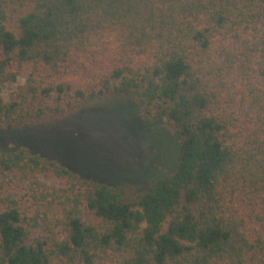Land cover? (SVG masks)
Returning a JSON list of instances; mask_svg holds the SVG:
<instances>
[{
  "label": "trees",
  "instance_id": "trees-1",
  "mask_svg": "<svg viewBox=\"0 0 264 264\" xmlns=\"http://www.w3.org/2000/svg\"><path fill=\"white\" fill-rule=\"evenodd\" d=\"M119 96L174 169L133 192L0 151V264H264V0H0V129Z\"/></svg>",
  "mask_w": 264,
  "mask_h": 264
},
{
  "label": "rangeland",
  "instance_id": "rangeland-1",
  "mask_svg": "<svg viewBox=\"0 0 264 264\" xmlns=\"http://www.w3.org/2000/svg\"><path fill=\"white\" fill-rule=\"evenodd\" d=\"M18 78L17 83L24 82ZM16 86L7 83L4 99ZM26 147L59 162L85 180L142 192L174 169L178 141L166 121H143L132 96L92 101L61 118L18 129H0V151ZM45 185L63 180L50 172L39 173Z\"/></svg>",
  "mask_w": 264,
  "mask_h": 264
}]
</instances>
